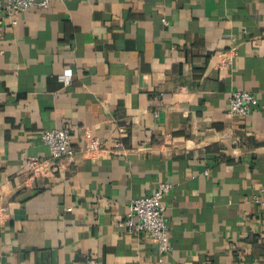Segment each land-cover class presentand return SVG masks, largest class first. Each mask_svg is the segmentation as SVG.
Returning <instances> with one entry per match:
<instances>
[{
	"label": "crops",
	"instance_id": "obj_1",
	"mask_svg": "<svg viewBox=\"0 0 264 264\" xmlns=\"http://www.w3.org/2000/svg\"><path fill=\"white\" fill-rule=\"evenodd\" d=\"M15 20L0 7V264H264V0H59ZM236 90L257 100L245 116ZM50 129L72 158L49 159ZM161 181L162 256L116 224Z\"/></svg>",
	"mask_w": 264,
	"mask_h": 264
},
{
	"label": "built area",
	"instance_id": "obj_2",
	"mask_svg": "<svg viewBox=\"0 0 264 264\" xmlns=\"http://www.w3.org/2000/svg\"><path fill=\"white\" fill-rule=\"evenodd\" d=\"M59 0H0V7L3 6L7 12L11 24H15V16L24 12L30 7H47L52 2ZM163 23L167 22L163 19ZM218 68L223 70L233 58L229 52H220ZM67 73V72H66ZM68 76V73L66 74ZM257 104L256 98L247 91L236 90L231 93L228 99V113L236 116L247 115L252 107ZM42 142L48 147L49 159L58 160L61 158H72L75 150L71 142V132L68 129H50L41 133ZM81 152L91 153L99 150L103 141L94 136L90 130H85ZM43 162L35 156L28 157L26 166L37 172ZM172 185L167 181H161L156 185L154 191L148 196L133 198L130 200L126 214L116 224L127 233H145L151 237L157 246V251L162 256L169 251L168 225L165 218L164 199L170 192ZM250 201L264 207V188L258 189ZM71 208H67L70 210ZM88 264H98L90 259Z\"/></svg>",
	"mask_w": 264,
	"mask_h": 264
}]
</instances>
